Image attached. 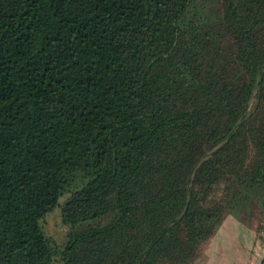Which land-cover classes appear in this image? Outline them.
Returning <instances> with one entry per match:
<instances>
[{
    "label": "trees",
    "instance_id": "16d2710c",
    "mask_svg": "<svg viewBox=\"0 0 264 264\" xmlns=\"http://www.w3.org/2000/svg\"><path fill=\"white\" fill-rule=\"evenodd\" d=\"M253 209L264 0H0V264H203Z\"/></svg>",
    "mask_w": 264,
    "mask_h": 264
},
{
    "label": "rangeland",
    "instance_id": "374dc122",
    "mask_svg": "<svg viewBox=\"0 0 264 264\" xmlns=\"http://www.w3.org/2000/svg\"><path fill=\"white\" fill-rule=\"evenodd\" d=\"M64 196L60 198V202L64 200ZM248 212V211H246ZM262 215H260V211L258 210H251L248 213L243 212L239 217L238 216H228L226 218V221H224V226L226 228V231L229 233H232V226L231 223L227 220L234 219L237 222V226L235 227V236L238 239L237 236L240 237V241L243 244H247V246L250 245V240L252 239V236L254 233L256 234V244L258 246H262L264 244V240H261L263 238V230H262V224L260 222ZM226 222V223H225ZM263 222V221H262ZM41 226L45 232L46 235H48L54 242L55 245L62 246L66 240H67V233L68 228L67 226L62 222L61 219V212L60 208L56 207L53 211L46 214V216L41 221ZM261 226V227H260ZM256 231V232H255ZM240 233V234H238ZM234 237V235H233ZM232 242V240L227 239H218L217 235H214L212 239H210L204 246H205V252H206V260L205 264H217V262H220L222 264L223 258L222 253L225 251H219L217 253V247L218 245L224 246L225 243ZM234 251L235 249L232 246H229ZM242 248H237V252L240 255V252L242 251ZM204 252V251H203ZM235 256V254H232V256ZM237 255V254H236ZM204 256V255H203ZM227 258L230 261L231 260V254L227 253ZM238 256V255H237ZM225 258V256H223ZM55 264H62L60 261L56 262ZM233 264V263H232Z\"/></svg>",
    "mask_w": 264,
    "mask_h": 264
},
{
    "label": "crops",
    "instance_id": "0c3cea01",
    "mask_svg": "<svg viewBox=\"0 0 264 264\" xmlns=\"http://www.w3.org/2000/svg\"><path fill=\"white\" fill-rule=\"evenodd\" d=\"M261 217H263V218H261L260 222L263 223L261 226H262V230H264V215H262ZM225 221H226V219H225ZM227 221H229L231 223L232 233L227 232L226 228L223 224V226L219 230V232H217L215 234L218 236V239L232 240V242L225 243L224 246L219 244L217 247V253H218V250L219 251H225L224 253H222V255L225 256V258L222 256V258H223L222 264H232V263L233 264H259V261H260L262 255L264 254V244H262V246H258V244L255 243L257 241L256 240V234L257 233H254V235L252 236V239L250 240V245L247 246V244L245 245L240 241L239 236H237L238 239L235 236L234 230H235V227L237 226V222L234 219H229ZM238 234H240V233H238ZM233 235H234V237H233ZM261 240H264V236H263V238H261ZM229 246H232L235 249V251L232 248H230ZM237 248L243 249L240 252V255L237 252ZM203 251H204L203 252V255H204L203 256V264H205V260H206L205 246L203 248ZM227 253H230L231 256H232V254H235V256L233 255L231 257V260L229 261L227 258L228 257ZM217 264H221V263L217 262Z\"/></svg>",
    "mask_w": 264,
    "mask_h": 264
},
{
    "label": "built area",
    "instance_id": "2783aa9c",
    "mask_svg": "<svg viewBox=\"0 0 264 264\" xmlns=\"http://www.w3.org/2000/svg\"><path fill=\"white\" fill-rule=\"evenodd\" d=\"M263 236H264V230H263ZM259 264H264V254L261 257Z\"/></svg>",
    "mask_w": 264,
    "mask_h": 264
}]
</instances>
